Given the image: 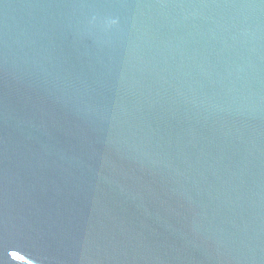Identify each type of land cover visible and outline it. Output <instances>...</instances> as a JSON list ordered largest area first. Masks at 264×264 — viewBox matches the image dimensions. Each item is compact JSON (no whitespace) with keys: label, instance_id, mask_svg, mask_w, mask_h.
<instances>
[{"label":"water","instance_id":"1","mask_svg":"<svg viewBox=\"0 0 264 264\" xmlns=\"http://www.w3.org/2000/svg\"><path fill=\"white\" fill-rule=\"evenodd\" d=\"M0 264H264V0H0Z\"/></svg>","mask_w":264,"mask_h":264}]
</instances>
